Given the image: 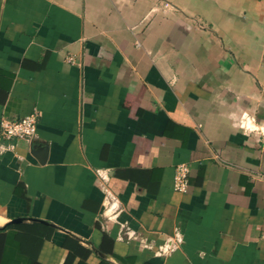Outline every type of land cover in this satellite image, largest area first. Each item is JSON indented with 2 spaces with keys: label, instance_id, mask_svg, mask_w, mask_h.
Segmentation results:
<instances>
[{
  "label": "crops",
  "instance_id": "obj_1",
  "mask_svg": "<svg viewBox=\"0 0 264 264\" xmlns=\"http://www.w3.org/2000/svg\"><path fill=\"white\" fill-rule=\"evenodd\" d=\"M35 111L0 264H264V0H0V131Z\"/></svg>",
  "mask_w": 264,
  "mask_h": 264
},
{
  "label": "built area",
  "instance_id": "obj_2",
  "mask_svg": "<svg viewBox=\"0 0 264 264\" xmlns=\"http://www.w3.org/2000/svg\"><path fill=\"white\" fill-rule=\"evenodd\" d=\"M166 7L171 6L169 2L165 3ZM40 113L35 111L23 117L17 119H6L1 123L0 138L6 139H23L31 140L37 134L38 119ZM241 125L244 126V122L241 121ZM1 147H4L3 145ZM189 166L186 163H182L177 166L174 186L178 191H184L188 185ZM117 198L111 193H107L105 199V205L103 210L104 217L110 219L117 217L121 211ZM123 232L128 236H132V231L128 225H123ZM182 242V236L180 232L176 233L168 238L164 243L160 244L156 253L158 255H167L176 249Z\"/></svg>",
  "mask_w": 264,
  "mask_h": 264
},
{
  "label": "trees",
  "instance_id": "obj_3",
  "mask_svg": "<svg viewBox=\"0 0 264 264\" xmlns=\"http://www.w3.org/2000/svg\"><path fill=\"white\" fill-rule=\"evenodd\" d=\"M90 253V250H88V249H86L85 250V255H87V254H89ZM73 258V256L71 257V259ZM71 259H69L68 261L70 262L71 261ZM68 263V262H67ZM148 264V263H147Z\"/></svg>",
  "mask_w": 264,
  "mask_h": 264
},
{
  "label": "water",
  "instance_id": "obj_4",
  "mask_svg": "<svg viewBox=\"0 0 264 264\" xmlns=\"http://www.w3.org/2000/svg\"><path fill=\"white\" fill-rule=\"evenodd\" d=\"M20 219H15V221H19Z\"/></svg>",
  "mask_w": 264,
  "mask_h": 264
}]
</instances>
